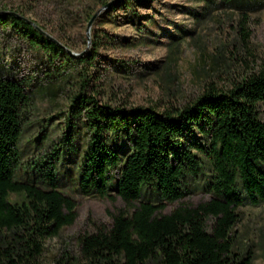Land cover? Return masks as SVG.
I'll return each instance as SVG.
<instances>
[{
	"label": "trees",
	"instance_id": "obj_1",
	"mask_svg": "<svg viewBox=\"0 0 264 264\" xmlns=\"http://www.w3.org/2000/svg\"><path fill=\"white\" fill-rule=\"evenodd\" d=\"M132 1L120 4L131 7ZM0 28L27 38L39 53L74 62L20 16L0 13ZM78 61L84 66L88 58ZM83 76L70 99L69 133L49 161L33 164L34 176L20 177L30 97L27 84L0 66V264H40L45 241L74 222L75 204L58 189L56 163L66 151L79 152V130L85 135L80 193L118 197L127 209L112 215L109 226L82 235L77 255L65 253L52 264H249L250 253L240 259L235 250L234 227L245 202L264 201V58L229 87L206 84L186 105L162 110L100 102L92 77ZM201 157L209 164V199L161 214L167 203L184 198ZM147 188L156 203L142 200ZM11 193L23 201L10 202Z\"/></svg>",
	"mask_w": 264,
	"mask_h": 264
},
{
	"label": "rangeland",
	"instance_id": "obj_2",
	"mask_svg": "<svg viewBox=\"0 0 264 264\" xmlns=\"http://www.w3.org/2000/svg\"><path fill=\"white\" fill-rule=\"evenodd\" d=\"M3 9L34 22L74 60L50 58L31 48L27 38L0 28V66L9 78L27 84L30 97L19 141L20 177L34 176L33 164L49 161L69 133L66 122L79 73L92 77L90 87L98 89L100 102L162 110L186 105L206 84L229 87L264 58V0H133L131 7L120 0H0ZM83 58H88L84 66L78 61ZM75 138L80 153H63L56 174L59 191L75 204L76 217L45 241L40 264H52L65 253L77 255L82 235L109 226L112 215L127 209L118 197L80 193L76 182L83 130ZM201 159L200 171L187 178L184 198L167 203L161 214L209 199V164ZM152 192L143 189L142 200L156 203ZM9 200L19 203L23 197L11 193ZM234 236L240 259L249 252V264H264V201L244 203Z\"/></svg>",
	"mask_w": 264,
	"mask_h": 264
},
{
	"label": "water",
	"instance_id": "obj_3",
	"mask_svg": "<svg viewBox=\"0 0 264 264\" xmlns=\"http://www.w3.org/2000/svg\"><path fill=\"white\" fill-rule=\"evenodd\" d=\"M0 13H9V14H13V15H17V16H20L19 14L15 13V12H11V11H0ZM22 17V16H20ZM96 17V14L92 17V19L89 21L88 25H87V32H88V29H89V26L92 22V20ZM26 22L30 23L31 25H33L40 33H42L44 36H46L49 40L53 41L54 43L59 44L58 41H56L55 39H52L50 38L38 25H36L34 22H32L31 20H28L24 17H22ZM71 55V54H70Z\"/></svg>",
	"mask_w": 264,
	"mask_h": 264
}]
</instances>
